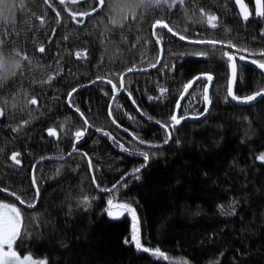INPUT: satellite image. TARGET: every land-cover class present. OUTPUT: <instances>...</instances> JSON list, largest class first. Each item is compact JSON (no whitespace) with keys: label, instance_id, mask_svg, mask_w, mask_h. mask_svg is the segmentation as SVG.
<instances>
[{"label":"trees","instance_id":"obj_1","mask_svg":"<svg viewBox=\"0 0 264 264\" xmlns=\"http://www.w3.org/2000/svg\"><path fill=\"white\" fill-rule=\"evenodd\" d=\"M245 2L251 11L247 22L234 0H186L171 11L166 5L148 8L142 19L121 21L124 27L120 28L109 23L107 5L113 0H106L105 8L83 24L74 23L64 9L87 11L93 0L79 4L49 0L51 8L45 0H5L6 19L0 18V40L5 43L0 50L11 61L19 59L12 53L18 49L28 55L31 65L22 61V74L0 87V107L5 108V116L0 117V187L9 186L32 200V168L39 161L40 199L35 208L0 193V201L15 203L25 214L28 235L17 241L18 254L47 258L49 264H182L185 260L188 264H264V163L257 159L264 153V99L240 106L227 97L230 68L222 53L237 57L236 95L246 97L264 89V74L239 60L248 52L189 42L230 40L240 49L264 50V18L256 19L253 0ZM200 7L218 17L215 29L200 22L205 20ZM156 19L169 22L187 39L158 29L163 38L157 44L152 36ZM159 46L163 58L154 69ZM77 52H86V58L77 59ZM256 56L251 57L264 59ZM129 67L148 72L125 76V90L114 99L109 116L114 93L97 77L111 79L119 87V75ZM201 74L214 77L208 116L191 120L206 106L202 97L208 82L201 80L180 107L179 114L189 118L165 144V131L156 121L169 123L184 86ZM49 76H55L50 84L40 83ZM73 88L81 89L73 95L75 107H69L68 93ZM160 88L167 89L163 96ZM32 96L37 105L28 104ZM75 108L92 127L76 145L79 151L69 156L75 132L87 127ZM50 128L57 130L59 139L48 136ZM141 151L149 153L148 164ZM13 152L21 154V165L8 159ZM82 153L99 169L95 175L101 188L117 184L114 191H100L92 184ZM137 168L141 171L133 174ZM84 196L91 200L86 211L79 203ZM110 198L132 204L140 221L141 243L159 248L169 260L124 243L130 239L132 221L128 215L108 217L105 208Z\"/></svg>","mask_w":264,"mask_h":264},{"label":"snow or ice","instance_id":"obj_2","mask_svg":"<svg viewBox=\"0 0 264 264\" xmlns=\"http://www.w3.org/2000/svg\"><path fill=\"white\" fill-rule=\"evenodd\" d=\"M60 4H64L65 0H59ZM73 3L79 2V0H72ZM87 2V0H85ZM45 3L48 4V6L51 8L53 7L52 4L49 3V0H45ZM186 0H113V3L107 5V9L109 11V23L113 27H120L123 28L124 24L121 21H128L131 20H138L143 18L144 11H146L148 8H155L159 7L161 5H166L169 9V11L177 8V6H183L185 5ZM235 3L238 5L240 9V14L242 16V19L247 22L249 20V17L251 15V12L248 10V7L244 3V0H235ZM106 0H93V7H91L87 11L83 12H77L74 10L64 9V11H68L69 16L72 18L74 23L77 24H83L84 19L90 16H93L95 13L99 12L101 9L105 8ZM255 15L257 17L264 18V0H255ZM8 6L5 3V0H0V18L6 19V10ZM141 10L140 15H137V10ZM55 11V9L53 8ZM200 16L205 18L204 21L200 22H206L210 27L215 29L217 27L216 21L218 20V17L215 14H209L205 12V9L203 7L199 8ZM56 16L59 19L61 17V12L57 11ZM119 17V19L117 18ZM43 23V21H41ZM157 29H166L169 33H171L173 36H178L180 40H186L187 37L181 33H178L173 29V27H170L169 22L164 21L163 19H156L152 24V36L156 38V43L160 44L162 41V35L160 32L157 31ZM264 35V32L261 33ZM67 38V37H66ZM65 38V39H66ZM190 43H197V44H209L213 48H215L218 44L222 45V47L227 48H233L236 49V51H244L248 52L249 56L252 55H259L260 57L264 58V50L260 51L259 53L251 52L248 49H240L237 48L236 45H233L230 40L227 42L225 41H219V40H194L189 41ZM5 41L0 40V49H2V46L4 45ZM135 47V45H133ZM38 51L40 53L45 52V48L43 46L38 47ZM12 53L15 57H18L17 60H11L9 57L5 56V53L3 50H0V87L4 85L10 78L18 77L19 74H22V69L24 65L21 63L22 61H28V64L31 65V59L28 57V55L22 53L18 49H13ZM158 58L157 60L152 63L151 67L155 68L157 64L160 63L161 59L163 58V48L161 47L159 53L157 54ZM199 56H205L206 52H199L197 53ZM223 57L227 59L229 62V68H230V78L229 83L227 87V97H230L232 101H236L237 103H243V104H250L254 101H257L258 98L264 99V89H260L256 91L255 93L248 95L246 97H240L235 94L234 92V85L237 81V57L230 53V52H223ZM86 58V52H77L76 57L77 59H80L81 57ZM246 57L244 55L239 56V60L243 61ZM252 64L256 65L257 68H259L262 72H264V59L257 60L252 59L250 61ZM147 69L143 68H135V67H129L127 69V72H133V71H146ZM127 72L120 74L118 78V84L113 83L111 79H106L105 77L98 76L97 81H103L104 83H107L111 85V90L114 93L112 96V99L114 100L116 95H119L120 92L125 90V83L124 78L127 75ZM60 73L57 72V75ZM203 78L208 82L203 88V101L205 103V108L203 112L198 113L197 115L192 116V119H201L202 117H206L209 114V108L212 104V100L209 95V86L211 85V82L213 80V76L211 74H201V76H198L195 78V80H199ZM55 79V76H49L46 80L41 81L40 83H51V81ZM194 81H190L188 84L184 86L183 93L180 97L182 100L184 98V95L188 94L189 89L192 87ZM93 83H96V81H93ZM77 91L76 88H73L68 93V104L69 107H75L73 105V93ZM167 92V89L160 88V95L163 96L164 93ZM107 94V93H106ZM129 97L131 98V93H129ZM226 97V100H227ZM149 99H153V97H149ZM156 99H159L157 97ZM8 103L7 100L4 101V104L6 105ZM29 105H37L38 100L35 96H32L28 99ZM133 104H135V101L133 100ZM16 105L13 104L12 107H15ZM180 109V103L177 101L176 103V111L173 112V114L169 117V123H164L162 121H156L160 125L161 128L165 131V140L164 143L167 144L171 139L172 135L175 131L178 130V126L184 121L185 119H188L189 117L180 115L179 114ZM75 111L80 112L79 108H75ZM137 111L141 113V115H146L140 108L137 106ZM5 116V108L0 107V117ZM109 116H112L111 106L109 110ZM81 119L84 120V124L87 125V127L82 128L80 130H77L75 132V140L73 142V148L72 152H69L68 155L72 156L73 153H77L79 150L77 149L76 145L79 144L80 140L85 136L86 132L88 131V128H91L92 125L88 124L87 119L84 117V114L80 112ZM132 119L133 117H129ZM151 119V117H149ZM25 124L28 123V121L24 122ZM112 123L116 124L117 127H120L119 124H117L116 120L113 119ZM18 129L14 128L13 131H17ZM97 131L102 132L105 136H110V133L103 132L101 128H97ZM127 131V129H125ZM47 134L50 137H56L57 139L60 138L57 130L55 128H50L47 130ZM112 139H115L114 137H111ZM134 140H138L140 143H145L142 140H139L138 137L133 136ZM178 143V141H177ZM122 151H128L126 148H124L123 145H119ZM150 147H156L155 145H150ZM143 156L144 161L147 162L150 159L149 153L146 151H141L139 153ZM21 154L19 152H13L8 159H10L14 165H21V161L18 158ZM84 158L87 159L88 163V171L92 173L91 176V182L98 188L100 191H109L112 192L117 188V184L112 185L111 188H101L100 184L97 183L98 177L95 175V172L99 171L98 168L93 164L90 157H88L87 153L81 154ZM46 159L45 157H41V160ZM60 159H63V157H60ZM259 161L264 163V154H261L257 157ZM39 163V161L37 162ZM62 167V166H61ZM141 167H146V163L142 165ZM141 171V168L134 169L133 174L139 173ZM59 172V169H58ZM124 177H121V180H124ZM137 179L139 177L137 176ZM119 186L125 187L126 184H122L118 181ZM31 187L35 190L32 200H27L24 198L21 194H18L16 190L11 189L9 186H2L0 187V193H7L9 197H15L16 201H19L21 205H24L26 208H35L37 206V202L40 199V188H39V178L37 176V169L36 166L33 165L32 168V176H31ZM94 199V198H93ZM80 205L84 207V210L86 211L89 207H91V200L88 196H84L80 201ZM105 212L108 215V217L112 219L119 218V215H123L125 212L128 213L132 218V231L130 239L126 238L124 240L125 244H133L135 248L138 251H142L144 253H150L152 256L157 258H163L164 260H169L170 258L159 248L156 249H150L148 247H145L141 243L140 238V221L139 217L137 216L136 209L132 206V204L127 202H114L113 199L107 200V206L105 208ZM232 215L235 214V212H231ZM25 214L22 211L20 207H18L15 203L12 202H4L0 201V264H48V261L46 259L37 260L34 259L31 254L24 255L21 257L20 254H18L16 248L18 247L17 241L20 240L23 242V239L27 238V231L25 226ZM182 264H188V262L182 261Z\"/></svg>","mask_w":264,"mask_h":264},{"label":"water","instance_id":"obj_3","mask_svg":"<svg viewBox=\"0 0 264 264\" xmlns=\"http://www.w3.org/2000/svg\"><path fill=\"white\" fill-rule=\"evenodd\" d=\"M59 1V0H58ZM66 1V0H65ZM85 0H79V2H77V3H73V4H79V3H82V2H84ZM235 1V0H234ZM253 2H254V8L256 9V5H255V0H253ZM244 3L246 4V2H245V0H244ZM236 4V3H235ZM236 6H237V9H238V11H239V13H240V9H239V7H238V5L236 4ZM246 6L248 7V5L246 4ZM248 10L250 11V9H249V7H248ZM251 12V11H250ZM96 14V13H95ZM241 15V14H240ZM91 17V16H90ZM242 17V16H241ZM250 17H251V15H250ZM249 17V18H250ZM255 17H256V19H258L259 17H257L256 15H255ZM87 18H89V17H87ZM158 30V29H157ZM163 30H166V29H163ZM167 31V30H166ZM160 47V49H161V46H159ZM245 57H246V59L245 60H243V61H241L243 64H245V65H247V66H249V67H252V68H254V69H256L257 71H259V72H261L262 74H264V72H262L259 68H257L256 67V65H254V64H252L250 61L252 60V57L251 56H246L245 55ZM256 57H260L259 55L258 56H256ZM161 62V61H160ZM160 64V63H159ZM159 64L154 68V69H156L158 66H159ZM134 72H140V73H142V72H148V71H133V72H127V74H130V73H134ZM201 76V75H200ZM196 78V77H195ZM195 78L192 80V81H194L195 80ZM201 80H204L203 78H201V79H199V80H195V82L193 83V85H192V87L189 89V91H188V94L190 93V91L192 90V88L198 83V82H200ZM213 85H214V77H213V80H212V82H211V85L209 86V95H210V93H211V89H212V87H213ZM234 88H235V85H234ZM81 88H79V89H77V91L78 90H80ZM76 91V92H77ZM75 92V93H76ZM75 93H73V95L75 94ZM121 93L122 92H120L119 93V95H116V97H118V96H120L121 95ZM188 94H186V95H184V98L181 100V99H179V103H180V107H181V104L183 103V101H184V99L187 97V95ZM115 97V98H116ZM261 100V98H258L257 99V101H254V102H252V103H250V104H243V103H237L236 101H233L235 104H237V105H240V106H250V105H253V104H256L257 102H259ZM113 102H114V100H112L111 101V105L110 106H112V104H113ZM67 104H68V99H67ZM69 105V104H68ZM179 111H180V109H179ZM209 112H210V108H209ZM79 115H80V113L79 112H77ZM208 116V115H207ZM206 116V117H207ZM206 117H202L201 119H192L191 118V120L192 121H201V120H203V119H205ZM52 138H54V139H56L57 140V138L56 137H52ZM150 147V146H149ZM152 148H155V149H159V148H162V147H158V146H156V147H152ZM62 160V159H61ZM41 162V161H40ZM149 163V160L147 161V164ZM37 165H38V163L35 165L36 166V168H37Z\"/></svg>","mask_w":264,"mask_h":264},{"label":"rangeland","instance_id":"obj_4","mask_svg":"<svg viewBox=\"0 0 264 264\" xmlns=\"http://www.w3.org/2000/svg\"><path fill=\"white\" fill-rule=\"evenodd\" d=\"M264 154V153H263ZM114 202H116V201H114ZM19 207V206H18ZM124 215H128L129 216V218L131 219V221H132V218H131V216L128 214V213H124L123 215H119V218H122ZM119 218H117V219H119ZM132 223H133V221H132ZM24 256V255H23ZM22 255H21V257H23ZM34 258V257H33ZM34 259H37V260H41V259H46L47 261H48V259L47 258H34ZM48 264H49V262H48Z\"/></svg>","mask_w":264,"mask_h":264}]
</instances>
